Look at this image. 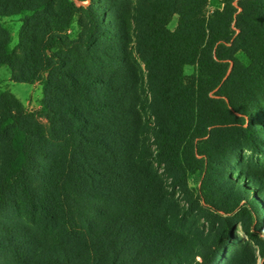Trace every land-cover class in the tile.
I'll return each instance as SVG.
<instances>
[{
    "label": "trees",
    "instance_id": "1",
    "mask_svg": "<svg viewBox=\"0 0 264 264\" xmlns=\"http://www.w3.org/2000/svg\"><path fill=\"white\" fill-rule=\"evenodd\" d=\"M208 1L98 0V4L91 2L88 7H78L72 0H0V17L23 16L19 48L31 52L36 48L39 53L36 68L15 77L14 81L42 83V111L48 118L47 127L40 124L34 127L31 113L13 96L16 107L10 108L9 117H0V139L14 138L12 142L17 150L14 157L21 161L10 170L8 179L3 174L0 176V204L6 188H17L28 200L25 202L31 218L29 224L0 219V235L6 234L10 244L22 246L23 264H29V256L38 243L31 236L37 224L35 218L44 217L53 223L56 215L59 216L56 201H49L51 187L60 182L65 187L64 197L72 200L73 207L62 204L63 223L69 221L74 215L73 208L77 211L84 200L105 202L129 193L133 196L151 179L157 158L165 157L179 164L187 162V152L182 151L180 139L174 143V132L166 134L167 125L159 122L162 114L173 119L175 126L185 108L182 101L188 102L187 109L206 104L208 92L220 97H210V101L212 104L221 101L229 118L244 111L250 102H264V96L250 99L249 95L241 97L232 91L218 94L232 80L234 85L241 86L246 80H235L234 71L227 75L225 65L236 62L235 53L226 56L221 53H230L240 35L234 37L232 32L235 13L229 10L226 0L224 10L215 11L208 19L204 14ZM246 1L253 6L249 11L240 3L243 12L238 14V22L246 15L264 20V0ZM176 15L180 22L173 32L168 25ZM75 17L83 31L80 37L71 40L67 28ZM108 17L114 20L113 26L111 19L105 21ZM0 34L6 35L1 23ZM102 40L109 42V48ZM0 48L4 50L0 54L4 60L9 51L1 39ZM204 53L209 59L207 63L221 71L211 80L201 75ZM192 64L198 70L187 79L184 66ZM201 77L205 83L199 84ZM200 85L208 87L207 97L203 96ZM144 86L154 91L152 101L149 98L144 101ZM150 105L156 119L148 124L149 134L158 138H154L156 146L159 143L155 154L147 146L138 149L140 144H145L142 110ZM160 108L164 110L162 114ZM200 116L197 111L187 130L193 138L200 134L208 137V129L218 124L216 117L205 122ZM202 128L203 133H199ZM101 214L102 210L97 218ZM127 217L123 214L120 219L126 218V223ZM80 229L70 222L69 231H59L63 244L60 252L65 253V245ZM6 247L0 242V248ZM122 252L123 255L115 257L121 264H149V260L145 261L146 251L133 237ZM216 254L222 255L215 251L209 258L211 263L216 260ZM111 258V264H116L114 257ZM155 262L153 259L152 264ZM202 264L210 263L204 260Z\"/></svg>",
    "mask_w": 264,
    "mask_h": 264
},
{
    "label": "rangeland",
    "instance_id": "2",
    "mask_svg": "<svg viewBox=\"0 0 264 264\" xmlns=\"http://www.w3.org/2000/svg\"><path fill=\"white\" fill-rule=\"evenodd\" d=\"M72 1L78 7H88L91 2L98 4V0ZM225 1L209 0L204 11L206 18L209 19L219 9L224 10ZM231 1L228 0V8L235 13L232 32L234 37L240 35L233 46L229 45L230 53H221L224 56L235 53L236 62L225 65L227 75L234 71L235 80L246 82L241 86L234 85L232 80L218 94L232 91L241 97L249 95L250 99L261 97L264 96V20L246 15L238 22V14L243 12L240 3L243 2L249 11L253 4L244 0ZM22 17H0L1 26L6 31V35L0 34V39L6 42L7 53L9 51L4 60L0 55V117H9L10 108L16 107L13 96L31 113L34 127L39 124L47 127L48 118L42 111V83L14 81L15 77L36 68L39 58L36 48L33 52L19 48ZM179 19L178 15L171 18L168 25L171 31L178 28ZM193 20L191 17L190 21ZM111 21L113 26L114 20ZM67 31L71 40L80 37L83 29L78 17L72 20ZM101 43L107 48L110 46L109 42L102 40ZM3 53V48H0V54ZM204 55L206 59L201 75L209 80L218 77L221 71L207 63L208 56ZM197 70L194 64L185 65L184 75L189 79ZM203 78L199 79V84L205 83ZM28 84L34 88L39 86V90L28 93ZM200 89L207 97L205 90L208 87L200 85ZM208 96L220 99L215 98L214 92H208ZM153 97L154 91L144 86V101L147 98L152 101ZM210 97L206 104L188 109V102L182 101L185 108L179 113V124L175 122V126L173 119L163 116V108L159 109L162 114L159 122L167 125L164 126L166 134L174 132V143L180 139L182 151L187 152V162L179 164L165 157L157 158L151 179L133 196L129 193L105 202L84 200L77 211L73 208L74 215L69 217V221L63 223L60 217L62 204L73 207L72 200L64 197L65 187L60 182L51 187L49 201H56L59 216L56 215L57 220L53 223L44 217L35 218L37 224L33 226L31 236L38 243L29 256V264H111V257L115 259L117 255H123L122 248L130 237L146 251L145 261L149 260V264L153 259L155 264H202L204 260L210 264H264V102H250L244 106V111L229 118L223 103L218 100L212 104ZM197 111L205 122L212 121L214 117L218 121L216 127L208 129V137L200 134L193 138L187 132ZM142 118L146 130L142 132L145 144H140L138 149L147 146L150 153L155 154L159 143L156 146L154 138L157 137L149 134L148 126L156 119L152 105L143 108ZM199 133H203V128ZM162 139H165L164 135ZM13 140L7 137L0 139V176L3 174L6 179L10 170L21 162L14 157L17 150ZM4 193L0 219L10 220L13 224L20 221L29 224L30 209L23 192L17 188H6ZM101 210L102 214L97 218ZM123 214L128 216L129 222L125 223L126 218L120 219ZM70 222H75L81 229L76 230L75 237L65 245L63 253L60 252L63 244L58 233L65 229L69 231ZM0 242L7 246L0 248V264H23L20 244H10L6 234L0 235ZM215 251L222 255L216 254V260L211 263L209 258ZM115 263L121 264L116 259Z\"/></svg>",
    "mask_w": 264,
    "mask_h": 264
},
{
    "label": "crops",
    "instance_id": "3",
    "mask_svg": "<svg viewBox=\"0 0 264 264\" xmlns=\"http://www.w3.org/2000/svg\"><path fill=\"white\" fill-rule=\"evenodd\" d=\"M39 87V86H38ZM38 87H36V88H34V85H32V84H28V89H27V91H28V93H31V92H33L34 90H39L38 89Z\"/></svg>",
    "mask_w": 264,
    "mask_h": 264
}]
</instances>
